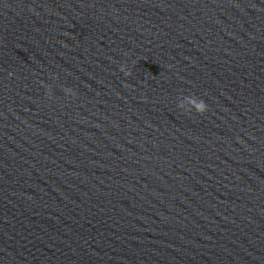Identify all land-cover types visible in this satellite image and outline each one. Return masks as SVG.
<instances>
[{
  "label": "clouds",
  "instance_id": "clouds-1",
  "mask_svg": "<svg viewBox=\"0 0 264 264\" xmlns=\"http://www.w3.org/2000/svg\"><path fill=\"white\" fill-rule=\"evenodd\" d=\"M121 71H125L126 75H130V72H127L124 68L121 69ZM65 92L69 95H74L75 93L73 92V90L71 88H66ZM49 95H51V91L49 90ZM186 98L192 100L194 107H195V112L199 113L201 115H203L204 113H206L208 111V104L201 98L197 97V96H186ZM180 108H183V105L181 104L179 106ZM192 112V111H191ZM188 112V113H191Z\"/></svg>",
  "mask_w": 264,
  "mask_h": 264
}]
</instances>
